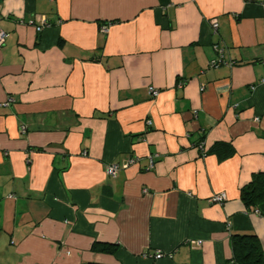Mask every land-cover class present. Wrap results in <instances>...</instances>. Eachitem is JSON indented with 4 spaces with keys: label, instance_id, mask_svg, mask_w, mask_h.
I'll use <instances>...</instances> for the list:
<instances>
[{
    "label": "crops",
    "instance_id": "crops-1",
    "mask_svg": "<svg viewBox=\"0 0 264 264\" xmlns=\"http://www.w3.org/2000/svg\"><path fill=\"white\" fill-rule=\"evenodd\" d=\"M0 29V264L264 252V200L240 197L264 172V0H0Z\"/></svg>",
    "mask_w": 264,
    "mask_h": 264
},
{
    "label": "trees",
    "instance_id": "trees-1",
    "mask_svg": "<svg viewBox=\"0 0 264 264\" xmlns=\"http://www.w3.org/2000/svg\"><path fill=\"white\" fill-rule=\"evenodd\" d=\"M225 145L217 143L216 147ZM240 197L246 206H255L264 200V172L255 173L251 181L242 187ZM113 244L95 241L91 249L97 251H111ZM232 259L237 264H264V252L255 234L235 233L231 235ZM87 264H104L99 262H88Z\"/></svg>",
    "mask_w": 264,
    "mask_h": 264
},
{
    "label": "built area",
    "instance_id": "built-area-1",
    "mask_svg": "<svg viewBox=\"0 0 264 264\" xmlns=\"http://www.w3.org/2000/svg\"><path fill=\"white\" fill-rule=\"evenodd\" d=\"M210 24H211L212 29L214 31H216L217 28H218V21L216 19H211ZM44 25H45V19L42 18V22H40V25H36V30L37 31H40ZM109 26H110L109 23L108 24L101 25L100 28H99L100 32H102L104 34L107 33L108 30H109ZM6 36H7V34L3 30L0 29V47L4 44V41H5ZM214 49L217 52L220 51V49L217 46H214ZM222 60H223V58L220 55L216 59L211 60L209 65L211 67H217L218 64L222 62ZM262 64L264 66V60H262ZM261 82L264 83V77L261 79ZM149 92H150V94L152 96H157L158 93H159V90L158 89H155L154 87H149ZM4 104L6 105V104H8V102H5ZM256 120H257V118H256ZM148 124H150V121H148ZM21 130L24 131L25 130V126L22 125L21 126ZM198 148L203 153L204 148H203V144L202 143H199L198 144ZM154 159H155V156H153V155H150L149 156V162H148V166H147V169L148 170L153 167ZM136 160H137L136 158L130 157L123 164V166L124 167H127L128 165L135 163ZM119 167L120 166L118 164H110V165L107 166L106 172L108 174H110L111 176H115L117 174L118 170H119ZM144 191H146V190L144 189ZM225 198H226L225 193L221 192V193H217V194L212 195L210 200L213 201V202L221 203V202H223L225 200ZM143 256H146V255L144 254ZM162 256H164V254L161 251H156L154 253V256L153 257L154 258H161Z\"/></svg>",
    "mask_w": 264,
    "mask_h": 264
}]
</instances>
